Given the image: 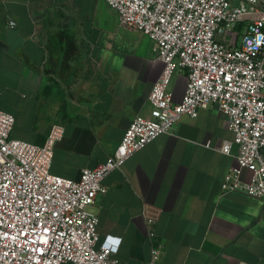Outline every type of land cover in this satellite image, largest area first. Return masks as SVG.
<instances>
[{"label": "crops", "instance_id": "obj_1", "mask_svg": "<svg viewBox=\"0 0 264 264\" xmlns=\"http://www.w3.org/2000/svg\"><path fill=\"white\" fill-rule=\"evenodd\" d=\"M163 71L155 44L121 26L105 0H0V111L15 117L13 138L34 145H44L54 125L64 127L56 176L79 181L83 170L104 164L131 122L150 117ZM187 81L178 68L169 85L176 103ZM234 137L211 105L106 177L94 210L101 242L121 239L115 259L149 263L146 206L165 244L164 264H264V204L222 190L236 161L219 150Z\"/></svg>", "mask_w": 264, "mask_h": 264}, {"label": "built area", "instance_id": "obj_2", "mask_svg": "<svg viewBox=\"0 0 264 264\" xmlns=\"http://www.w3.org/2000/svg\"><path fill=\"white\" fill-rule=\"evenodd\" d=\"M121 26L155 44L164 71L149 96L150 117H136L108 160L82 171L79 181L51 173L65 129L54 125L42 146L13 138L15 117L0 111V264H126L115 259L121 239L98 235L97 198L106 177L185 116L216 105L234 141L220 152L235 158L222 185L264 204V0H105ZM11 29L16 22L9 20ZM187 71L180 103L169 85ZM237 151L233 153V147ZM244 172L250 178H243ZM143 217L151 246L148 264H164L165 244Z\"/></svg>", "mask_w": 264, "mask_h": 264}]
</instances>
